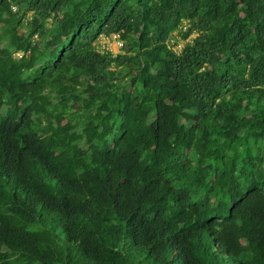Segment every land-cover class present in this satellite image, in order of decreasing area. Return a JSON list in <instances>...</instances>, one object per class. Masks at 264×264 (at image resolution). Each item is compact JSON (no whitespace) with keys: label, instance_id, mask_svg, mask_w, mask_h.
<instances>
[{"label":"trees","instance_id":"16d2710c","mask_svg":"<svg viewBox=\"0 0 264 264\" xmlns=\"http://www.w3.org/2000/svg\"><path fill=\"white\" fill-rule=\"evenodd\" d=\"M0 264H264V0H0Z\"/></svg>","mask_w":264,"mask_h":264},{"label":"rangeland","instance_id":"374dc122","mask_svg":"<svg viewBox=\"0 0 264 264\" xmlns=\"http://www.w3.org/2000/svg\"><path fill=\"white\" fill-rule=\"evenodd\" d=\"M174 37H172L171 39H170V45H173L176 41L178 42L177 43V45H176V47L175 48H177V49H179L181 46H182V42L181 41H179L177 38H178V36L175 34V35H173ZM100 43L101 44H107L108 45V47L110 48V50L113 52V53H117L118 52V49H117V46H118V44L117 43H115V42H110L109 40H107V39H104V40H100Z\"/></svg>","mask_w":264,"mask_h":264},{"label":"built area","instance_id":"2783aa9c","mask_svg":"<svg viewBox=\"0 0 264 264\" xmlns=\"http://www.w3.org/2000/svg\"><path fill=\"white\" fill-rule=\"evenodd\" d=\"M104 39H107V40H109L110 42L112 41V42H115V43H117L118 44V46H117V49L119 50V48L120 47H122V42L120 41V40H118V36L117 35H112V37H111V39H109V38H104ZM104 39H101V40H104ZM100 45L102 46V48L104 49H107V50H110V48L108 47V45L106 44H101L100 43ZM111 51V50H110Z\"/></svg>","mask_w":264,"mask_h":264}]
</instances>
